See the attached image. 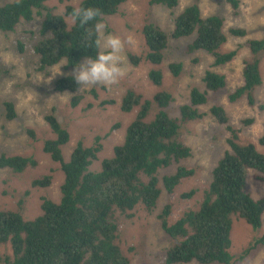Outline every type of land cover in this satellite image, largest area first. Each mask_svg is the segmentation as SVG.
<instances>
[{
    "label": "trees",
    "instance_id": "16d2710c",
    "mask_svg": "<svg viewBox=\"0 0 264 264\" xmlns=\"http://www.w3.org/2000/svg\"><path fill=\"white\" fill-rule=\"evenodd\" d=\"M50 0H14L0 5V31H14L23 20H34L35 15H43L40 30L41 38L34 49L40 58V69L66 61L71 70L88 56H95V49L88 47L87 27H82L67 17L76 7H95L103 12L100 18L116 14L121 5L128 0H81L78 6L67 4L64 13H55L49 6ZM67 2L69 0H58ZM233 9L239 8L240 0H228ZM179 0H151L153 5L175 8ZM183 11V12H182ZM174 16V28L169 33L153 22H147L143 34L147 46L145 54L129 53L134 66L147 60L160 65L165 58L170 38L181 39L193 36L185 52L193 54L203 50L214 57V65H224L232 61L238 50L221 51L227 41L224 30L225 20L219 14L202 16L197 3L184 8ZM230 34L247 35V30L233 27ZM23 51L24 45L18 44ZM252 56L245 62L243 83L229 94L234 102L246 98L249 105L257 104L255 90L262 85L260 63L264 51V39H250ZM169 69L178 77L183 69L181 62L169 64ZM71 73L58 78L55 87L59 91L73 93L71 104L77 106L84 98ZM149 78L157 86L163 82L160 68H152ZM205 90L193 86L189 102L179 108L183 121L201 119L205 113L200 106L208 100V92H216L226 86V76L212 69L203 76ZM90 92L96 94L95 89ZM157 112L148 119L153 108ZM143 99L136 90L129 88L123 96L121 109L126 112L138 107L134 120L129 124L124 142L114 147V155L101 161L99 170L91 169L103 149V137L97 135L93 145L86 146L79 141L65 160L63 147L70 140V132L53 112L45 118L55 133L54 138L44 141L43 150L61 164L64 180L61 184L60 201L48 196L42 198V213L33 219L24 217L25 196L19 201V209L0 210V246L9 245L12 255L6 256L0 264H132L130 257L119 244V216L133 217L132 211L142 206L148 212L157 208L163 188L167 193L175 192L183 179L193 176L195 170L182 164V160L192 155V148L180 138L181 124L178 118L170 115L169 106L174 101L170 91H158L154 98ZM115 103L104 100L102 105ZM6 118L16 116L14 103L5 101ZM264 108V105H260ZM210 114L230 131V149L218 160L212 171V179L203 189V200L199 208H189L175 220H170L173 206L167 203L158 218L164 232L174 239L166 249V264L197 261L201 264H236L243 262L259 246H264V234L253 240L248 247L235 257L230 248L231 231L235 215L245 219L254 229L262 225L264 197L254 199L246 190L247 177L254 170V178L264 182V153L254 143L239 142V130L230 124L226 109L221 105L210 107ZM254 118L244 120L247 124ZM114 125L111 130L115 129ZM33 135V131H29ZM110 133V132H109ZM108 133V134H109ZM107 136V135H106ZM264 146V131L259 138ZM176 164L175 172L160 178V170ZM37 165L33 156H0V167L23 172ZM52 175L33 180L32 185L49 187ZM198 189L181 194L191 198ZM28 191L25 195H28Z\"/></svg>",
    "mask_w": 264,
    "mask_h": 264
},
{
    "label": "rangeland",
    "instance_id": "374dc122",
    "mask_svg": "<svg viewBox=\"0 0 264 264\" xmlns=\"http://www.w3.org/2000/svg\"><path fill=\"white\" fill-rule=\"evenodd\" d=\"M12 1L14 0H0V5ZM80 1L50 0L47 4L55 8V13H64L67 4L78 6ZM194 3L199 5L202 16L219 14L224 18L227 41L221 47V51L237 49L236 57L224 65H214V57L206 51L187 54L186 46L193 39V36H189L181 39L170 38L164 61L160 65H153L144 60L138 66H134L129 59V53L142 55L147 51L143 26L147 22H153L170 33L174 28V16ZM67 20L71 23L73 18L69 16ZM42 21L43 15L36 14L34 20L21 21L14 31H0V156L3 153L33 156L37 160L36 166L28 167L23 172L0 167V210H18L19 201L25 196L24 217L33 219L42 213L41 204L44 196L60 201L61 184L65 175L61 164L43 150L44 141L55 137L45 118L53 109L61 124L70 132V140L63 147L65 160L70 159L79 141L91 146L97 135L103 137L101 141L103 149L91 166V169L99 170L101 161L112 157L114 147L124 142L127 128L137 115L138 107L130 112L121 109L126 91L132 88L140 93L143 99L153 100L158 91L167 90L174 96V101L169 106L170 115L179 119L182 128L180 138L192 148V155L182 160V164L194 169L195 174L183 179L172 194L167 193L160 183L163 192L153 212L139 206L131 212L134 213L133 217L119 216L118 239L132 264H166V249L174 243V239L162 229L158 214L167 203L172 204L170 220L173 222L185 210L199 208L203 200L202 191L209 186L214 167L225 151L230 149L228 144L230 131L210 114V107L215 104L223 106L230 118V124L239 130V142L254 143L258 150L264 153V146L259 144V138L264 131V108H260L261 104L264 105V51L260 63L263 83L255 90L257 104L249 105L245 97L234 102L229 100V94L243 83L245 62L252 56L249 40L264 39V0H240L236 11L228 0H179L173 9L164 5H153L151 0L126 1L116 14L104 20L107 33L118 35L125 40L129 36L133 38V44H126L124 52L125 75L117 85L111 87L91 85L79 91L84 98L77 106L71 104L72 92L59 91L55 87L58 78L71 73L66 65L61 66L62 63L66 64V61L62 60L53 66L40 69V58L34 46L41 38ZM233 27L246 29L247 35L230 34ZM20 41L24 45L23 51L18 46ZM173 62L183 64L178 77L169 69V64ZM155 67L163 72L161 86H157L149 78L150 70ZM208 69L224 74L226 86L216 92H208L207 102L199 107L200 111L205 113L201 119L183 121L179 108L189 102L193 86L205 90L203 76ZM92 89H95L96 94L90 92ZM112 99L115 103L102 105L104 100ZM5 101L14 103L16 111L14 118H6ZM153 105L148 119H152L157 112L154 100ZM248 118H254L255 121L247 124L244 120ZM116 124L118 126L111 130ZM29 131H33L34 134L31 135ZM176 168L177 165L172 164L161 169L160 178L175 172ZM254 173L255 171L251 170L247 177L246 190L254 199H259L264 197V182L256 180ZM47 174L52 175L49 187L32 185L34 179ZM195 188L198 190L193 197L181 196L182 193ZM27 191L29 193L25 195ZM233 219L230 252L237 257L253 240L264 234V213L259 229H254L237 215ZM8 255H12L9 245H1L0 261ZM174 264L201 263L191 261ZM236 264H264V246H259L243 262Z\"/></svg>",
    "mask_w": 264,
    "mask_h": 264
},
{
    "label": "clouds",
    "instance_id": "9594fccd",
    "mask_svg": "<svg viewBox=\"0 0 264 264\" xmlns=\"http://www.w3.org/2000/svg\"><path fill=\"white\" fill-rule=\"evenodd\" d=\"M71 15L80 26L87 27L88 47L94 48L96 52L94 57H86L72 69L71 76L79 91L91 85L99 84L105 87L117 85L125 75L126 44H133V38L129 36L125 40L118 35L107 33V25L100 19L103 12L99 8L76 7Z\"/></svg>",
    "mask_w": 264,
    "mask_h": 264
}]
</instances>
